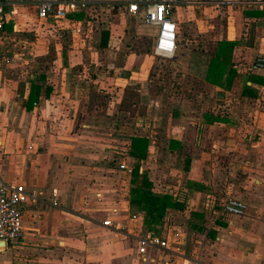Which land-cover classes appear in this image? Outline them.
<instances>
[{"label":"crops","instance_id":"obj_1","mask_svg":"<svg viewBox=\"0 0 264 264\" xmlns=\"http://www.w3.org/2000/svg\"><path fill=\"white\" fill-rule=\"evenodd\" d=\"M262 6L179 0L172 63L208 95L193 85L196 103L183 98V114L160 120L151 119L160 104L145 81L157 70L152 59L123 51V42L114 50L113 21L101 30L87 23L97 7H124L144 20L143 12H129L128 0H91L64 20H40L34 0H7L9 19L0 31V185H24L37 200L25 206L23 239L0 252V264H264V71L250 70L264 57ZM191 22L205 28L202 37L191 38L199 34ZM222 42H229L235 70L229 88L207 80ZM19 65L27 72L16 71ZM129 86L146 111L142 130L137 121L132 125L134 116L126 125ZM134 137L149 141L140 161L129 155ZM114 149H125L127 161L114 165ZM120 163L132 173L139 165L155 194L173 198L176 206L160 224L149 226L145 212L131 205L132 173ZM226 197L241 201L244 213H224ZM149 235L167 248L140 253V239Z\"/></svg>","mask_w":264,"mask_h":264},{"label":"built area","instance_id":"obj_2","mask_svg":"<svg viewBox=\"0 0 264 264\" xmlns=\"http://www.w3.org/2000/svg\"><path fill=\"white\" fill-rule=\"evenodd\" d=\"M37 16L40 20L53 18L64 20L70 13L85 10L91 0H34ZM260 1L264 10V0ZM179 0H128L129 12L138 14L143 12L144 21L155 29L152 51L154 56L173 60L178 50V23L174 13ZM9 19L7 0H0V31L5 28ZM251 71H264V57H258L250 65ZM119 168L132 173V168L126 163H120ZM37 200V193L28 190L24 185H0V252L8 244L19 243L24 236L22 218L25 206ZM224 213L242 215L245 205L234 197H226L220 202ZM111 226L110 221H105ZM140 253H144L148 246L167 248V241L155 235L140 239Z\"/></svg>","mask_w":264,"mask_h":264},{"label":"rangeland","instance_id":"obj_3","mask_svg":"<svg viewBox=\"0 0 264 264\" xmlns=\"http://www.w3.org/2000/svg\"><path fill=\"white\" fill-rule=\"evenodd\" d=\"M89 13L91 15H88V25L94 26L95 28H100V30L104 24L113 21V25L111 26V28L113 29L112 46L114 50H116L121 42H123L127 46V48L123 51H130L138 56H141V54H147L152 59L153 64L157 66V70H153V76H146L145 78V81L149 79L147 81L149 83V85L147 86L149 88V95L152 96V99L156 100V102L160 104V109H158L159 115L156 116L154 114L153 116H151V119L157 117L160 120H165L168 117H172V115L173 117L178 118L179 114H183V98L188 99L191 104L196 103L195 97L190 95L195 91L193 85H196L200 93H203L204 97H206L207 99L208 94L203 86H201L200 84L198 85L196 81H193L191 79L189 80L187 77H183V72L179 70L181 69L180 65L173 64L171 59L159 58L154 56L152 51L153 38L150 36L153 34L151 33L150 35H147L151 31L153 32L154 29L146 24L142 16L130 15L124 7L120 11L111 10L108 12L97 7L96 10H91L89 11ZM191 23L195 29L196 27H198V29H196V33H199L194 34L195 30L192 31L194 36H192L191 38L197 39L202 37V35L204 34H202L200 31H205V28L202 27L200 29V27L195 24V22ZM142 29L145 30L146 35L142 33ZM181 30L182 37L180 40V45H183V22L181 24ZM188 35L189 34H187V36ZM135 40H137V42L134 47L131 48L132 42ZM208 46H211V44H209ZM31 69L34 70L35 67ZM31 69H29L28 72L31 71ZM16 71L27 72V69H22V66L19 65L16 67ZM189 87H191V92L189 91ZM183 90L186 93L188 92L189 94L183 96ZM157 95H159V97H156ZM133 104H136L137 108H133ZM207 106V110L212 109L213 102L209 101ZM122 107L123 109H127L130 114L129 117H125V119H127L126 125L130 127L129 122L131 121V119L129 118L131 116H134L135 121H131L132 125H134V123H136L137 121L139 123V130H142L144 127L143 119H145L147 115L144 105L141 104L140 95L136 92L135 89H132L131 86H129L128 89H125ZM115 150L117 152L114 154L116 156H114L115 158L113 159L112 163L117 166V164L121 161L126 162V150L114 149V151ZM223 200L224 199H221L220 201Z\"/></svg>","mask_w":264,"mask_h":264},{"label":"trees","instance_id":"obj_4","mask_svg":"<svg viewBox=\"0 0 264 264\" xmlns=\"http://www.w3.org/2000/svg\"><path fill=\"white\" fill-rule=\"evenodd\" d=\"M106 35H109L106 33ZM107 41V39H105ZM231 47L229 42H222L220 48L212 59L207 80L211 83H218L225 88L232 85V75L235 73L230 62ZM228 72L226 82L225 73ZM148 139L144 137H134L131 142L129 155L138 161L143 160L148 152ZM139 165L133 167L131 191V205L140 211H144L149 226L160 224L169 207L176 206L170 195H158L152 191L153 184L146 173L139 176ZM140 177V179H139Z\"/></svg>","mask_w":264,"mask_h":264},{"label":"water","instance_id":"obj_5","mask_svg":"<svg viewBox=\"0 0 264 264\" xmlns=\"http://www.w3.org/2000/svg\"><path fill=\"white\" fill-rule=\"evenodd\" d=\"M149 26V25H148ZM0 246H5V242L0 241Z\"/></svg>","mask_w":264,"mask_h":264}]
</instances>
